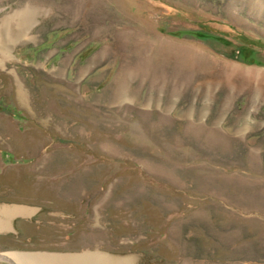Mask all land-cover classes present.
<instances>
[{
    "label": "rangeland",
    "instance_id": "obj_1",
    "mask_svg": "<svg viewBox=\"0 0 264 264\" xmlns=\"http://www.w3.org/2000/svg\"><path fill=\"white\" fill-rule=\"evenodd\" d=\"M2 208L0 254L264 264V0H0Z\"/></svg>",
    "mask_w": 264,
    "mask_h": 264
},
{
    "label": "bare ground",
    "instance_id": "obj_2",
    "mask_svg": "<svg viewBox=\"0 0 264 264\" xmlns=\"http://www.w3.org/2000/svg\"><path fill=\"white\" fill-rule=\"evenodd\" d=\"M4 50L6 51V49ZM15 209L16 208H4L3 210H0V231H6V229L8 228L6 221H3L4 215L9 216L10 214H14L17 212L20 213L21 211L24 212L26 210ZM0 261H6L9 264H127L126 262L118 260L108 262V259H106L104 256L101 255L98 257L89 252H85L80 255H57L47 254V252L33 254L8 252L5 254H0Z\"/></svg>",
    "mask_w": 264,
    "mask_h": 264
},
{
    "label": "crops",
    "instance_id": "obj_3",
    "mask_svg": "<svg viewBox=\"0 0 264 264\" xmlns=\"http://www.w3.org/2000/svg\"><path fill=\"white\" fill-rule=\"evenodd\" d=\"M9 228V227H8ZM7 230V229H6ZM2 231H5V230H1L0 232H2Z\"/></svg>",
    "mask_w": 264,
    "mask_h": 264
}]
</instances>
